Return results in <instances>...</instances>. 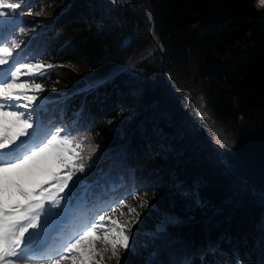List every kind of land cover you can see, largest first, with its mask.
<instances>
[{
  "label": "trees",
  "instance_id": "obj_1",
  "mask_svg": "<svg viewBox=\"0 0 264 264\" xmlns=\"http://www.w3.org/2000/svg\"><path fill=\"white\" fill-rule=\"evenodd\" d=\"M17 13L14 59L53 65L37 78L41 118L88 138L62 194L81 220L171 198L164 231L137 249L145 264H264V8L22 0Z\"/></svg>",
  "mask_w": 264,
  "mask_h": 264
},
{
  "label": "snow or ice",
  "instance_id": "obj_2",
  "mask_svg": "<svg viewBox=\"0 0 264 264\" xmlns=\"http://www.w3.org/2000/svg\"><path fill=\"white\" fill-rule=\"evenodd\" d=\"M258 5L264 8V0ZM21 7L22 0H0V264H102L97 233L118 260L119 251L130 248V224L113 219L105 225L109 217L103 214L85 223L74 193L62 195L84 171L88 138L53 131L41 118L45 89L37 78L53 65L14 59L22 47L15 35ZM128 212L138 220L136 208L128 206Z\"/></svg>",
  "mask_w": 264,
  "mask_h": 264
},
{
  "label": "rangeland",
  "instance_id": "obj_3",
  "mask_svg": "<svg viewBox=\"0 0 264 264\" xmlns=\"http://www.w3.org/2000/svg\"><path fill=\"white\" fill-rule=\"evenodd\" d=\"M255 5L258 8H261L258 5V0H255ZM30 17L33 19L34 22L39 21L36 14H29ZM35 15L36 17L32 16ZM41 16L47 17L46 12L41 13ZM38 31L37 28L33 30V33ZM7 68L8 66H4ZM46 70V69H45ZM45 73V72H44ZM22 80H27L28 77H21ZM44 88V87H43ZM48 90H44L43 92H46ZM39 94L41 97L39 101V105L43 104L47 100L42 97L43 95ZM137 201H130L131 203L129 206L134 207L139 212V218L138 220H134L133 216L129 214L128 207L126 206H120V214H116L113 217L110 215L112 213H105L103 215L108 216L109 218L104 221L105 225L111 226V220L115 219L120 223H128L131 226V233H130V248L128 250H120L119 251V259L117 260L115 257H112L110 247H106L103 236L100 233L95 234L93 237L95 246L99 252V255L96 257L97 260H100L102 257V264H145V259L147 258V254H144L142 252L137 251L138 247L140 246V243L142 245H145V241L142 238L143 236H148L150 233L155 231H164L165 227L167 226V222L171 220V210L174 207L173 199L171 198H161V199H150L145 196H141L139 199H136ZM147 201L146 207H141L140 205ZM63 204V201H62ZM79 209L81 208L80 203L76 204ZM176 220V219H174ZM99 223V221L97 222ZM106 229H101V232H103ZM135 246V248H134ZM130 251V252H129ZM149 252L150 250L147 249Z\"/></svg>",
  "mask_w": 264,
  "mask_h": 264
}]
</instances>
